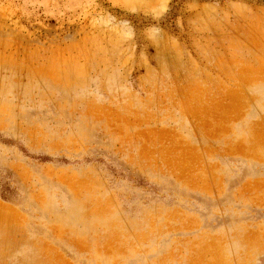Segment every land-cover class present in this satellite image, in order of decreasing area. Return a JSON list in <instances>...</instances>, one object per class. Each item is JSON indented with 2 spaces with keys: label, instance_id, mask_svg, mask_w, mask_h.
Segmentation results:
<instances>
[{
  "label": "rangeland",
  "instance_id": "1",
  "mask_svg": "<svg viewBox=\"0 0 264 264\" xmlns=\"http://www.w3.org/2000/svg\"><path fill=\"white\" fill-rule=\"evenodd\" d=\"M0 264H264V0H0Z\"/></svg>",
  "mask_w": 264,
  "mask_h": 264
},
{
  "label": "bare ground",
  "instance_id": "2",
  "mask_svg": "<svg viewBox=\"0 0 264 264\" xmlns=\"http://www.w3.org/2000/svg\"><path fill=\"white\" fill-rule=\"evenodd\" d=\"M4 210H6V209H4ZM9 211V210H8Z\"/></svg>",
  "mask_w": 264,
  "mask_h": 264
}]
</instances>
